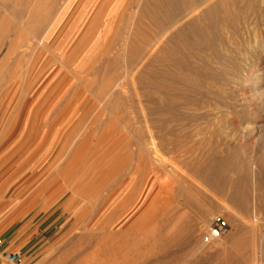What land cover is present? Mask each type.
Masks as SVG:
<instances>
[{
	"label": "bare ground",
	"instance_id": "obj_1",
	"mask_svg": "<svg viewBox=\"0 0 264 264\" xmlns=\"http://www.w3.org/2000/svg\"><path fill=\"white\" fill-rule=\"evenodd\" d=\"M77 1L11 0L6 4L7 0H0V4L6 7L5 10H8V13L17 20L16 25L2 19L0 27L3 25L7 27L8 31L20 32L18 38H14L15 34L7 36L9 39L13 36L14 39L12 38L9 43L10 50L7 55L3 54L4 58L1 56L3 59H0V69L9 68L8 78L11 79L17 75L20 78L19 84L9 80L2 85L4 89L0 94V113L5 108V116L0 124L1 130H6L5 127L8 125V127L14 128L21 124L24 129L29 125H34L40 110L49 101L52 102L48 110L44 112L43 121L50 110L55 108L54 114L46 124L48 127H59L70 116H72V120L76 109L73 108L72 101L65 104L64 78L67 72L74 75L75 66L81 53L92 47L95 51L102 50L101 53L104 54L116 50L118 55L113 59L110 57L113 64L121 67L125 60L131 66V76L127 72L125 74L130 76V79L136 76L135 73L138 76L142 91L141 104H139L142 105V110L146 111L143 114L146 129H143L145 131L141 136L142 145H139V155L141 161L145 163L149 182L152 176L157 178L168 172L172 175L178 173L175 172L177 165L174 167L176 168L174 172L168 168L166 164L168 158L166 157L169 156H166L162 151L171 143H174L175 146L181 137L171 140L165 137L166 132L189 127H205L207 124V128L215 129L216 132L231 126L235 127V131L246 130L264 133V41L262 40L264 38L261 39L258 34L255 35L251 28L254 23L251 20L254 18L256 20L263 14L264 8L262 7V9L258 5V0H123L125 4L123 8L128 13L126 14L127 18L121 19L122 21L111 19V15L116 10V2L122 0H99L94 9L95 12L105 11L109 15L99 18L93 24L87 23L85 29L89 27V30L85 34H81L72 50L64 56L55 50L49 40ZM262 2L264 3V1ZM5 10L3 8V11ZM24 28L28 33L23 32ZM107 41L108 43L104 47ZM19 49L22 51L18 52L16 59L14 56V58L11 57L14 59L12 61L14 63H8L10 56ZM45 56L46 58H44ZM106 60L108 61V59ZM55 61L66 69L65 73H60L62 71L59 67L54 74H50L51 69L48 70V67L56 66ZM262 61L263 63L259 66ZM106 63L105 61L104 64ZM108 65H104L106 69ZM102 71L100 74L99 69L98 75L100 74L101 79L97 80L98 91H95L96 99L101 107L97 106L96 108L99 111L107 110L115 116L122 114L121 109L125 107L124 101L127 100L125 98L127 96L120 87H124L125 81L123 82L122 77H118L119 80L115 77L117 74L121 76L123 71L119 70L118 73L110 67ZM98 75H95L96 79ZM29 77L36 79L30 87H28ZM45 77L46 86L33 97L34 91ZM24 78H27L26 82H24ZM132 81L130 80L134 84L135 82ZM41 96L42 98L37 103ZM225 116L228 122H223L224 119H221ZM69 124L70 122L56 145V148L66 152L65 155L62 151L60 152L65 160L63 159L64 161L59 164L58 161H53L49 168L53 165V170L50 171L54 172L46 175V179L39 181L38 189L31 195V199L36 205L42 201L46 209L58 206L60 209L68 210L70 214L76 211V220L74 225L72 224V229H75L76 233L77 230L82 229L84 235L89 237L95 235L92 228L98 222H102L99 230L108 228L107 230L116 231L119 235L134 229H138L142 233L150 230V236L155 238V244L165 247L163 256L166 257L170 252L167 248L172 249L173 245L177 248L184 247L191 243L190 238L186 236L201 229L203 212H199L198 217L186 212L181 214L177 217L173 227L166 231L162 230V225L155 221L154 216L150 222H146L147 212L163 216L165 217V219L162 217L163 221L167 222L174 220L180 211L179 207L169 213L166 210L155 208V205L166 204V196L172 195L174 189L176 190V187L174 188L173 185L164 181L158 184L154 183L145 193L144 201H150L152 198L153 205L146 208L142 214L136 211L131 216L132 218L127 220L133 209L130 210L124 203L118 204L121 189H118V186L129 172H125L123 167L116 162L113 165H104L91 171L82 168L81 158L84 151L78 146L76 129ZM212 149L214 150V148ZM219 149L218 147L217 150L219 151ZM183 150L186 151L187 148ZM213 150H208L207 153L202 152L203 155H199V158L193 161L190 168L192 172L189 173H193L199 179L198 181L207 184L215 192L222 195L227 194L226 198L231 206L240 211H246L250 207V195L252 194L250 188L254 186V184L251 186L253 168L251 170L248 165L244 164L240 166L235 164V166L234 163H231V158L228 155L230 152H226L228 156L219 158L217 151ZM221 151L222 149H220ZM180 159L183 158L180 157ZM172 160L171 162L174 163L176 159ZM186 162L185 160V164ZM249 162L247 161V163ZM168 165L171 164L168 162ZM184 168L187 169V166ZM233 175L236 177L233 178ZM257 177H259L258 174ZM254 182H256L255 191H263L262 180H259L258 183L255 180ZM176 192L178 193L177 190ZM259 192L257 197H259L260 203H264L262 195L264 192ZM26 194L24 191L18 193L14 190L7 202L1 200L3 198L1 195L0 207L15 209ZM201 197L202 193L197 194V201H200ZM29 199L28 201H30ZM82 201L86 202L88 211L82 212L78 208ZM195 202L193 198L186 199L185 205L189 206ZM233 207L232 209H234ZM18 212L22 213V210ZM18 212L16 213L18 214ZM16 218L20 219L19 214ZM179 232L185 233V238H172L171 235ZM144 237L146 236L144 235ZM59 243L62 244L63 241L60 240ZM237 243L235 242L236 245ZM60 247H52L48 255L41 259V262L39 261V264H71L80 256L77 250L58 252ZM95 249L97 248L95 247ZM116 250L114 249V251ZM94 254H96L95 250Z\"/></svg>",
	"mask_w": 264,
	"mask_h": 264
},
{
	"label": "rangeland",
	"instance_id": "obj_2",
	"mask_svg": "<svg viewBox=\"0 0 264 264\" xmlns=\"http://www.w3.org/2000/svg\"><path fill=\"white\" fill-rule=\"evenodd\" d=\"M10 1L11 0H7L5 3L7 4ZM98 1L99 0H78L75 2L69 15H67V17L56 28L49 43L53 45L56 42L58 44L57 49L62 52L66 49L72 50L81 34L83 35L89 30V27L88 29H85L87 23L93 24L95 21L99 20V18L107 17L109 15L106 14L105 11L102 13L100 11L95 12L94 9L98 5ZM262 1L264 0H258V5L261 8H264V3ZM1 6L2 5L0 4V21L5 19L10 21V23L12 22L11 24L17 25L15 17L12 14H9L8 10H5L6 7ZM123 7H125L123 0L117 1L115 6L116 10L114 14L111 15V19H126L128 11ZM3 8L5 11H3ZM122 10L125 11L122 13ZM251 22H254L252 23L251 28L255 35L258 34V37L261 39L264 38V10L259 18L256 20L254 18ZM6 32L9 33L7 34ZM23 32L28 33L25 28L23 29ZM19 33L20 32H16V30L8 31L7 27L3 25L0 27V44L2 45L3 43V47L0 45L1 60L9 52V43L13 38L12 36V38L9 39L7 36H9V34H15L16 36H14V38H18ZM91 35H93L92 32ZM6 38H8L7 41ZM262 40L264 41V39ZM107 43L108 41L105 43L104 47H106ZM20 50L22 51V49H19L15 52L16 54L14 53L10 56L9 60L11 61L8 60V63H14L12 62L14 59L11 57L14 56L16 59L18 52H21ZM101 51H95V54L88 62L76 63L74 75L67 72V75L64 78L65 104L72 101L71 104H73V108L76 109L75 115L72 119L73 121L71 120L72 116H70V118H68V120L61 126L48 127L46 124L54 114L55 108L54 107L50 110L43 121L44 112L48 110L52 102L49 101L40 110L34 125H29L25 129L21 124L16 125L14 128H10L8 125L5 127L6 130L0 129V197L1 195L3 197L1 200L7 202L14 190L18 193L21 191L27 193L24 195L21 202L16 205L15 209L0 207V264H39L42 261L41 259H44L54 246H61L60 249H58V252H61V250H77L79 252L80 256L78 259L72 261L71 264H264V203H260L259 197H257L259 191H255L256 182H254L255 180L258 183L259 180H262L264 185V161H262L264 159V133L259 131L250 132L246 130H242L243 132L235 131V127L231 126L228 129H222L220 132H216L215 129L207 128V124H205V127H189L186 129H175L166 132L165 137L168 139L173 140V138L179 139L181 137L179 139L180 144L175 143L176 145L174 146V143H171L162 151L166 156H169H165L168 158L166 160L168 168H171L170 170H173V172L177 168L175 172H178L179 174L175 173L173 175L180 176H177L176 178V176L174 177L168 172L157 178L152 176L149 182L146 176L145 163L141 161L139 155V145H142L141 136L145 131L143 129H146V124L143 120V114H145L146 111L142 110V105H140L142 99L141 84L139 83L138 76L135 72L133 73H135L134 75L136 76L130 79L131 66L125 60L122 62L121 67L113 64V60L111 59L118 55L116 54V50L113 51L115 53L111 52L109 54L101 53ZM110 57L112 58L110 59ZM44 58H46V56ZM106 59H108V61ZM105 61L107 62L106 64H104ZM55 63L56 66L48 67V70L51 69V75L54 74L59 67L62 71L60 73L63 74L66 72V69L58 62L55 61ZM110 63L111 66H109ZM262 63L263 61L259 63V66H261ZM104 65H108V68L115 69L117 72L119 70L123 71L121 76H118L119 74L116 72L117 75L115 79L122 77L123 82L125 81L124 87H120L122 88V91H124L125 96H127H124L127 99L124 101L125 107L124 109H121V112L124 114H117L115 116L107 110L99 111L96 108L97 106L101 107L99 101L96 99L95 91H98L97 80L100 81L101 79L99 75L103 72L102 70L108 69H106ZM99 69L100 74L98 75ZM89 71L91 72L89 73ZM0 72V88L3 83L9 82V80L16 81L19 84V75L12 77L11 79L7 77V75L10 74L9 68H1ZM126 72L129 73L128 75L130 76H127ZM94 74L98 75L97 79ZM35 77L28 78V87L34 84L33 82L36 80ZM125 77L126 79H124ZM119 79L120 78L117 80ZM93 80H95L96 83L93 82ZM130 80H133L135 83H131ZM26 81L27 78H24V82ZM46 82L47 80L45 77L40 82L38 88L34 91L33 97L44 89ZM94 85L97 87L95 88ZM3 87L0 89V94L2 93V89H4ZM41 98L42 96L37 100V103ZM4 110L5 108L0 113V124L5 116ZM225 117L221 119H224L223 122H228L227 117ZM69 122V125H72V128L74 127L76 129L75 134L77 135L78 146L84 151L81 158L82 168L91 171L104 165H113L116 162L123 167L125 172H129L124 181L118 186V189L121 188L118 196V204L124 203V205L130 210L133 209L128 215L127 220L136 211L142 214L146 208L153 205L152 198H150V201H144L145 193L150 190V186L152 187L154 183L158 184L164 181L173 185L174 188L176 187L178 193L174 189L172 195L170 194L166 196V204L155 205V208L158 210H166V212L169 213L176 207H179L180 211L177 213L174 220L167 222L163 221V218L165 219V217L147 212L145 218L146 222H150V219L154 216L155 221L162 225V230L166 231L173 227L177 217L181 214L186 212L189 215L191 214L198 217L199 212H203V220L200 225L201 229L194 234L191 233L186 236L187 238H190L191 243L184 247L177 248L173 245L172 249L170 247L167 248L171 253L169 252L168 257H166L163 256L165 247L155 244V238L150 236V230L142 233L141 231H138V229H134L123 235H119L116 231L107 230L108 228L99 230L102 222H98L94 228H92L95 235L89 237L88 235H84V230L82 229L77 230V233L75 232V229H72L76 220V211L70 214L68 210L60 209L58 206L46 209L44 208L45 206H43L44 204L42 201L36 205L32 201L31 195H33L38 189L40 185L39 181L44 178L46 179L48 175L54 172L50 171L51 169L53 170V165L49 168L53 161H58L59 164L61 161L63 162L65 160L64 156L62 157L61 155H65L66 152L64 153V150L56 148V145L59 137L64 132ZM189 132L191 136L193 135L192 137ZM183 147L187 148L188 151L186 150V152L183 150ZM218 147L222 149L221 152L220 149L219 151L217 150ZM174 148H177V151ZM211 148H214V150L217 151L219 158L229 155L231 163H234V165L236 164L237 166H240L241 164H244L246 166L248 165L251 170L253 168L254 171H252V176L256 177L251 178V186L253 184L254 186L250 188L252 194L250 195L249 210L240 211L238 208L231 206L226 198L227 194H223L224 197L222 194L212 190L207 184L198 181L199 179L196 178L193 173H189L192 172L190 168L192 167L191 165L193 164V161L197 160L199 155L202 156L204 152L207 153L208 150L212 151L213 149L211 150ZM61 151L63 154H60ZM226 152L230 153L227 155ZM172 153H176L174 154L175 156L171 155ZM180 157L183 159H180ZM188 157H190L191 160ZM173 158L176 160L178 159L177 161L174 160L175 164L172 163ZM185 160L187 162L191 161V163L187 164L186 162V165ZM246 160L248 162L251 161L252 163H247ZM168 162L171 165H168ZM175 166L176 168H174ZM186 166L187 169L184 168ZM46 172H49V174ZM257 174L259 177H257ZM232 177L234 178L236 175H233ZM183 181L186 182L184 183ZM179 182H181V186L179 185ZM262 192H264V188L263 191L261 190L259 193ZM200 193H202L201 200L197 201L196 196L197 194L200 195ZM262 195L264 196V193H262ZM192 198L196 202L186 206L185 200ZM28 199L30 201H28ZM226 200L227 202H224ZM86 205V202L82 201L78 208L81 209L82 212L88 211ZM232 207L234 209H232ZM20 209L22 210V213L18 212L21 211ZM16 212H18L20 219L16 218L18 215ZM216 217L224 218L230 225V231L221 240L214 241L209 237L208 231L211 222ZM74 232L77 234V237L74 235ZM144 235L147 238L144 237ZM171 236L172 238L182 239L185 238V233L179 232ZM60 240H62L64 244H60ZM99 241L102 242L100 243ZM113 242H115V245L117 246H115ZM235 242H238L237 245ZM95 247L97 249H95ZM66 248L69 249L67 250ZM93 249L96 254H94ZM114 249L117 250L114 251ZM99 251L100 253H98ZM58 252L56 251V253ZM103 257L106 258L104 259ZM93 259L95 260L93 261ZM105 261L108 262L105 263Z\"/></svg>",
	"mask_w": 264,
	"mask_h": 264
},
{
	"label": "built area",
	"instance_id": "obj_3",
	"mask_svg": "<svg viewBox=\"0 0 264 264\" xmlns=\"http://www.w3.org/2000/svg\"><path fill=\"white\" fill-rule=\"evenodd\" d=\"M230 231V225L222 217H216L209 226V237L211 239H220L226 236Z\"/></svg>",
	"mask_w": 264,
	"mask_h": 264
},
{
	"label": "crops",
	"instance_id": "obj_4",
	"mask_svg": "<svg viewBox=\"0 0 264 264\" xmlns=\"http://www.w3.org/2000/svg\"><path fill=\"white\" fill-rule=\"evenodd\" d=\"M57 45L58 44L56 42L53 44V46L55 47V50H57L64 56H66L71 51V50L66 49L64 52H62L61 50L57 49ZM94 54H95V50H93L92 47L88 48L86 51L81 53L80 57L77 60V63L88 62L93 57Z\"/></svg>",
	"mask_w": 264,
	"mask_h": 264
}]
</instances>
